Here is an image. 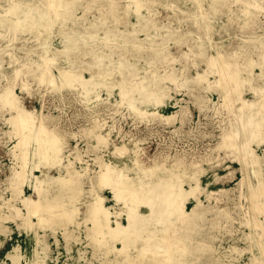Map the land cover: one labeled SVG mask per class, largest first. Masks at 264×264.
Instances as JSON below:
<instances>
[{
    "label": "rangeland",
    "instance_id": "rangeland-1",
    "mask_svg": "<svg viewBox=\"0 0 264 264\" xmlns=\"http://www.w3.org/2000/svg\"><path fill=\"white\" fill-rule=\"evenodd\" d=\"M185 1L186 0L150 1L148 5L145 8H142L139 12L140 15H145L148 13L149 8L157 11L158 15L154 16L153 20L147 19L146 21H143L142 19L138 22V16L136 15L139 7L131 2H124V4H127L128 6V13L126 12V9L120 13L122 18L126 19L125 25L131 22L136 23L134 26H131L137 28L138 31L141 32L140 37L142 39L147 38L148 36V41L142 43L144 44L143 46L147 47L144 49H137L139 52L137 51V54L129 57L130 62L135 66H133L131 72L126 78L133 79L136 74L139 75L138 77L146 76L149 74V72L146 73L147 66H150L151 64L152 66H155L152 68L157 70V75L164 74L160 81H148L152 84L150 92H154L152 96H150V101L152 102L149 103L150 107H148V109L154 111L157 107L160 111V115L167 116L174 114L175 116L171 119H165L159 115L147 119L137 117L133 115L125 105H120L116 106L119 109V112L115 113L112 111L113 113H110L112 114L111 117L107 114L106 116L102 115V118L98 117V121H90L92 119V110L94 108L97 110L105 109L106 111L116 101H120V85L124 82L119 74H115L111 77H103V79H101L102 81L99 80V84L93 85L102 89L100 92V99H104L105 101H96V98H94L95 94H92L91 96L93 98H90L89 100L84 95H81L79 87H83L90 82V78L93 77V74L91 73L95 72L94 74H100L97 71L99 69H89L90 67L88 66V63L81 64L80 62H77L74 67L72 77L77 80L78 87H67L60 91H54L51 89L49 86L51 79L54 75H58L59 67L65 66L63 63L68 59V54L53 56L54 58L52 59L54 60L52 64L50 63L51 57L40 56V58L36 54L42 53V48L46 44L51 46L55 45V47L57 46L56 48L54 47L55 49H62V45L64 44L63 37L66 36L64 31L71 29H78L81 31L86 30L88 22L74 23L73 20L66 21L68 10L65 8L72 4L81 5L82 7L84 0H52L51 3L57 7V13L53 16V20L56 21V27L59 26L61 21H63L64 24L63 28L60 30L41 35L42 40H35L31 33L23 32L22 30H19V28L7 34H3L4 36L0 37V90L8 81H18V77H22V74L25 75V78L33 79L34 75L37 76L41 72L40 68H43L42 66H44L43 61H46L47 64L49 63L50 65L48 64V67H46L47 71L44 73L46 81L44 80V83L31 81L29 88L31 89L32 94L23 91L18 82L13 83L10 89L15 95L22 97L23 105L33 112L37 120L40 121L43 118L47 119L50 126L53 125L56 127L55 129L60 139L64 140L62 142L65 147L63 153L65 159L75 161L74 158L79 156L76 165L80 168L86 167L88 176L90 173L93 176L92 178L85 177L80 183H78V185L82 187V199L85 201L79 200L75 202L76 205L81 206V209L77 215L72 218V221L73 223L81 222L83 230L81 229L82 233L78 230L77 234L82 235V238L84 239L81 243L73 241L72 244V241H69L68 243L71 244V249L68 251L61 229H57L55 233L56 235L52 236L49 235L52 233L51 229L45 231L41 230L39 227H34V230L27 229L24 226L26 223L21 222V219L19 223L12 219L14 218L16 211L14 209H19L23 214H27L28 209L31 208V206L33 207L35 200L38 199V197L40 198V195L34 192V188L29 182L33 183V178L41 176L42 173L40 170H35L33 171L34 175L31 177V164H27L26 168L24 166L25 179H23V197L16 200V206L14 209L8 208L7 206L0 208V216H7L8 218L2 222V226L8 227L11 231L7 240L4 235H0L1 239L6 240L4 247L0 248V262L10 264L11 261L7 258V254L12 253L17 248L18 253L23 256L21 264H32L36 257L35 236L38 233L44 234V232H46L48 234L46 239L48 243L51 242V248L53 249V257H57L56 260H47L46 264H86L87 261L100 264L98 258L92 255L93 248L86 245L88 239L86 235L89 232L88 229H85L84 225H89L91 227L96 226L95 222H93L92 218L87 215L88 213L86 211L88 209V202L92 200L93 188L98 189V186H93L92 183H96L97 176L103 173V169L99 173L100 164L96 159L98 155L102 154L104 159H107L112 163H116L123 167L129 165L127 166V169L131 171L128 176L131 178L143 176L142 170L138 168L140 165L144 169H158L159 175H169V173L173 172L170 181H185L189 178L188 171L196 173L197 178H194L191 175V180L198 181L200 179L199 182H201L203 187L208 188L209 191H215L214 194L202 191L199 198L203 199L204 205L214 206V208L200 207L196 210V213L191 215V219L196 221V225H193L191 228V237L186 239L187 241L183 240L184 243L181 244V250H185L188 245L191 249L197 248V251L202 258H209L208 263L204 264H224L227 263L228 258L231 255L235 256L233 246H237V250L242 251L241 255H236L239 258V262L248 263L247 259L250 253L256 252L259 253L261 263H264V130H260L261 132L259 131L257 133V131L253 129L254 127H251L250 125L248 126L247 120L243 118V116L246 117L247 111L253 105L249 106L245 104V111L243 110L244 114H242V111L239 110V108L243 106L241 98L253 101L255 99V94L247 87H244L242 91H240V89L236 90V83L234 84V82L239 78L238 73L236 72L235 67L230 65V60L232 58H229L230 60L226 58L228 55V49L234 51L235 49H238V46L242 45L244 47L246 44L252 43L244 38L248 36L251 37L252 35L254 37L264 35V16L260 15L258 17V23H256L254 27L246 26L245 28V26L239 22L241 20L237 19V16L240 14V9L238 8V3H234V0H227V2L221 6L219 12H215L211 9L210 0H200V4L203 6V9L200 10L197 9V7L195 8L196 5ZM22 2L24 1H14L13 3L16 6L13 10L16 12H23L26 10L27 4L23 5ZM62 2L64 3L62 4ZM58 6H60V8ZM206 8L207 10H205ZM201 10L202 12L207 11V15L204 14L205 17L202 16L203 13ZM0 12H3L4 14L5 10L0 8ZM81 14L82 9L77 11V15ZM94 15L96 14H90L92 18ZM195 17H198V19H195ZM152 21L155 22L154 24L156 25V28L151 27ZM8 24L9 23H6V26ZM109 25L110 24L106 22L99 26L89 25V28L95 27L101 32L103 31V28H107ZM168 31L175 33L169 35L167 33ZM165 35L171 36L172 39L166 37L167 39L163 41L159 40L162 45L153 48L151 44H153L156 39L161 38L162 36L164 37ZM197 37H201V39H198ZM178 39H181L182 41L177 43ZM199 43L202 44L201 47L207 51L208 54L216 56L218 52L222 51L224 56H226L225 60L227 63L226 65L223 63L225 66H221L222 62L220 59L222 58L215 59L216 61L218 60L216 66H221V69H219L221 70L222 76L223 74L226 76V80L215 73L209 75V80L210 82H213L214 85H216L215 82H217L218 79H222V81L224 80L221 82L223 85H227L230 88V97L232 98L231 100L234 101H231L230 103V99H227L225 105H213L210 110L205 112H201L196 106V103L192 101V95L189 94L191 88H194V90L191 91V94L194 96L201 95L205 99H208L210 103L211 101L219 102L220 88L217 87L216 90H209L208 88L201 87L200 85L202 84H183L185 77H195V75L201 70L203 71L206 69V63L203 59L197 56H191L190 59H185L186 56H182L181 50L183 51L189 46H195V51L199 50ZM162 46L167 48V51L165 50V52L171 54L173 57H178L177 59H180L182 63L179 60L172 64L164 62L167 60V56L163 54V51L160 52ZM129 50H133L132 47H130ZM121 51L122 49L120 52ZM159 52L162 53V55L158 54ZM118 57V54H114L111 60H118ZM87 58L88 56L83 57L84 60ZM34 60H38L42 66L39 68L37 64L33 65L31 72L28 74L16 73L17 69H23L25 66L24 64L33 62ZM255 71H259V68L256 67ZM169 72L175 76V81L168 78ZM244 73L247 74V72ZM230 77L233 82L230 80ZM125 84L128 85L126 81ZM217 84L220 86L218 82ZM160 89H164V91L158 93ZM148 97L149 96H144V94L138 92H135L132 95V98H136L139 103H142V105H145L143 100L149 102ZM127 99L129 100L130 98ZM202 105H205V103H202ZM180 106H186L187 108L181 109ZM177 111L179 112L176 113ZM258 112L260 113L261 111L259 110L256 113ZM11 115L12 112L7 110L0 111V202H3V199L11 197L10 178L16 170L23 168L22 160L19 156L25 147L20 144L18 145V142H20L19 133L16 134L12 132V125L10 121L7 120L8 118H11ZM258 115H262L257 117L263 122L264 114L261 112ZM236 117L240 119L242 118L240 123L243 122V119L245 120V122L241 124L243 129L242 137L244 139L248 138L246 139L247 143L250 142L248 143V147L252 150L254 149V154L256 156L260 155V157H262L260 160L258 159L257 162L251 156L241 158L243 154L236 149L232 150L233 152L228 156L227 149L223 148L225 145L223 140L225 135H227V132L230 131V133H232L233 130L236 129L235 123L238 120ZM18 122L21 123V120ZM232 124H234V126H232ZM105 125H114L113 127L117 126V129L119 127L122 128V133L119 136H115L116 134L114 133L111 137L116 141L118 140L116 142L119 146L118 149L120 151L123 149L122 151L125 150L127 153L121 154L120 151L117 153L114 144L109 146H106L105 144L99 145L97 140L88 136L85 131L86 127H93L95 132H100L103 131L102 128L106 129ZM106 130H110V128H107ZM235 131L236 133L240 132L238 130ZM226 139L230 140L229 138ZM124 141L127 143L126 146L124 145ZM235 155L236 157L234 158ZM237 157H239V160ZM135 159H137L140 164H136L134 167L132 160ZM163 169H166V171ZM59 170L65 172V169H63L58 163L56 165L48 166L45 172L46 174L48 172L49 175L51 174L57 177L59 175ZM178 171L187 172L184 174L183 172L180 173ZM231 171L232 174H230ZM215 174H218L221 179L216 180ZM245 177L247 179H245ZM184 186L188 188L186 182ZM222 188H227L229 191L227 193L216 192L220 191ZM110 191L109 187H107L102 191V194L108 197L106 204L108 206H114L117 201L115 200L112 191ZM29 195H32L33 199L26 203L24 201V196ZM141 196H144V199L142 197L141 201H146L148 199V196L146 195ZM30 201L32 204H28ZM126 202L128 203V201L124 199V195L121 196V199L119 200V204L121 205L117 206V209H119L118 207L120 206H124ZM195 204L196 202L191 195L185 202V210L191 211ZM218 207H220L221 210H216ZM141 210L143 212L149 211L145 206L141 207L140 211ZM53 214L55 215V213ZM58 214L59 212H56V216H58ZM177 214H171L170 217L173 216V218H179L180 214ZM120 216L118 215L115 219L120 222L122 220V223L127 224L126 213H123V215ZM164 216L165 217H161L169 219V217H167L168 215L164 214ZM17 219H19V217H17ZM30 220L36 222L37 217L32 216ZM257 222L258 225L260 224L259 226L257 225ZM71 225L72 224H70V226ZM147 225L140 227V230H138L137 233L147 236L150 233L152 235H150V237H157L160 235L159 237L163 236V240L162 242H159L156 238L152 239L149 237L150 239L143 240L145 243H143L142 239H140L141 241L139 240V242L136 240L135 243L137 245H140V247H144L145 245L151 247L161 245L164 248L170 246L172 250L176 249V246L174 247L173 243L179 238L181 239V236L179 234H174L172 231L165 235H162L164 231L162 233L160 232L161 230H164V228H168L169 224L158 225L152 222V225L151 223H148ZM73 227L75 228L77 225L73 224ZM116 244L121 247L120 242H117ZM212 246L216 248H212ZM78 249H80L81 252H86L83 253L82 257L84 258L81 260L77 257ZM104 250V248H101L100 251L104 252ZM110 257H113V254H111ZM151 257L152 256L150 255L147 257L150 259L145 258L143 261L149 263L148 261L152 260L153 264H155L154 257ZM149 264L152 263L150 262Z\"/></svg>",
    "mask_w": 264,
    "mask_h": 264
},
{
    "label": "bare ground",
    "instance_id": "bare-ground-1",
    "mask_svg": "<svg viewBox=\"0 0 264 264\" xmlns=\"http://www.w3.org/2000/svg\"><path fill=\"white\" fill-rule=\"evenodd\" d=\"M14 1L16 0H0V8L5 10L4 14L3 12H0V37L4 36L3 34H7L19 28V30H22L23 32L31 33V35L35 38V40H39V39L42 40L41 35H44L46 33H52L63 28V24H64L63 21L61 22L59 21L60 22L59 26L56 27V21L53 20L54 14L56 15L57 13L56 12L57 7L51 3L52 0H23L24 2H22V4L23 5L27 4V9L24 10L23 12H16L13 10L16 6L13 3ZM150 1L153 2V0H84V4L82 7L81 5H75V4L68 5L67 7H65L68 10L66 15V19H67L66 21L68 22L70 20H73L74 23L88 22L87 27L85 24L86 30L81 31L78 29H71L64 31V33H66V36L63 37L64 44L62 45L63 48L61 47L62 49H55L57 46L55 47V45L51 46L46 44L42 48L43 52L36 54L38 57L40 56L51 57L50 60L51 64L53 63L54 60L52 59L54 58L53 56L59 54H66V53L68 54L67 56L68 59L63 63L65 64V66L59 67L58 75H54L49 84L51 89H53L54 91H60L61 89L67 87L69 88L75 86L78 87L77 80H75L72 77L74 72V67L77 62H80L81 64L88 63V66L90 67L89 69L92 68L99 69L97 71L99 72L100 75L94 74L95 72L91 73L93 74V77L90 78L89 80L90 82L88 84H85V86L83 87H79L81 95H84L89 100L90 98H93L91 95L95 94L94 98H96V101L98 102L105 101L104 99H100V92L102 91V89L94 85L99 84L100 82L99 80L103 79V77L104 78L111 77L115 74H119V76L122 78L124 82L120 85L121 88L119 93L121 98L120 101H116L106 111L105 109L97 110L94 108L92 110L93 115L90 121L92 120L98 121V117L102 118V115L106 116L107 114H109V116L111 117L112 114L110 113L112 111L115 113L119 112V109L116 106H120V105L121 106L125 105L126 108H128L129 111L133 113V115L146 119L157 115L165 119H171L175 116L174 114L167 116L160 115V111L158 110L157 107L155 108L154 111L148 109V107H150L149 103L152 102L150 101L151 100L150 96H152V94L154 93V92H150L151 91L150 88L152 84L148 81L150 80L160 81V79L164 75V74L157 75L158 73L157 70L155 68H152L155 66H152V64L150 66H147L148 68L146 69L147 70L146 73L149 72V74H147L144 77H138L139 75L136 74L135 78L133 79L126 78L128 74L131 72L133 66H135L130 62L129 57L137 54L139 52L138 51L139 49H144L147 47V46H143L144 44L142 43L148 41V36L147 38L142 39L140 37L141 32H139L137 28L131 26V25L134 26L136 23L131 22L125 25L126 19L122 18L120 13L125 9L126 12L128 13L127 11L128 6L127 4H124V2H131V3H135L136 6L139 7L136 15L138 16L137 18L138 22H140L142 19L143 21H146L147 19L153 20V17L158 15L157 11H154L149 8L148 13L145 15L144 14L140 15L139 12L142 8H145ZM185 2L196 5L195 8L197 7V9L199 10L203 9V6L200 4V0H186ZM210 2H211V9L214 10L215 12L217 11L219 12L221 6L224 5L225 2H227V0H210ZM63 3L64 2H62V4ZM234 3H238L239 6L238 8L240 9V14L237 16V19L241 20L239 22H241V24L245 26V28L246 26L254 27L255 24L258 23V17L260 15L264 16V0H234ZM58 7L60 8V6ZM80 9H82V14L77 15V11H79ZM205 10H207V8ZM91 13H95L96 15H94L92 18L90 16ZM202 13H203L202 16H204V14L207 15V11L206 12L203 11ZM195 19H198V17H195ZM106 22L110 25L107 28H103V31L101 32H99L100 30H97L95 27L89 28V25L99 26L101 24H105ZM6 23L9 24L6 26ZM154 23L155 22L153 21L151 22L152 28H156V25ZM129 25L131 26V28ZM167 33L171 35V33H175V32L168 31ZM166 37L168 38L170 37L172 39V37L168 35H165L164 37L162 36L161 38L156 39L157 41L156 40L155 42L152 41L153 42V44H151L152 47L157 48L161 46L162 44L159 42V40L163 41L167 39ZM197 38L201 39V37H197ZM244 39L252 43L246 44V46L244 47L242 45L238 46V49H235L234 51L228 49L227 57L224 56V53L222 51L218 52L216 56L208 54L207 51H205L201 47L202 44L200 43L198 44V47H200V49L197 51H195V46H189L187 49L183 51L181 50L182 56L183 57L186 56L185 59L187 58L190 59L191 56H197L203 59V61L206 63L205 70L203 71L201 70L199 73H197V75H195V77L194 76L185 77L183 80V84L185 83L188 85L189 83H191L192 85L202 84L200 85L201 87L208 88L209 90L212 89L216 90L217 87L220 88L221 91H219L220 92L219 102L211 101V103L208 99H205L201 95L194 96L193 94H191V91L194 90L193 87L191 88L189 94L192 95V101L196 103V106L201 112L210 110V108L213 105L223 106L226 104L227 99H230V103H231L232 98L230 97L231 95L230 88L227 85L225 86L222 84L224 80L222 81V79L221 80L218 79L217 82L220 84V86L217 84V82H215L216 85H214L213 82H210L209 75L215 73L220 75V77H222L223 79H225L226 76L224 74L222 76L220 67L224 65L223 63H225L226 65L227 61L225 60V57L228 58V60H230L229 58H232L230 60V65L235 67L239 77L238 80L234 82V84L236 83V90L240 89V91H242L244 87H247L255 94V99L253 101H250V99L246 100L241 98L243 106H241L239 110L242 111V114H244L243 112L244 105L245 104L249 106L253 105L247 111L246 117L243 116V118L247 120L248 126L249 125L251 127L253 126L254 127L253 129L258 133L260 130L261 131L264 130V121L262 122V120L258 119L257 117V116H262V115H258L261 112L264 114V35H259L256 37L252 35L251 37L248 36ZM180 41L182 40L178 39L177 43H180ZM130 47H132L133 50L130 51L129 50ZM121 49L122 51L120 52ZM166 49L167 48L164 46H162V48L160 49V52L163 51V54L167 56V60L164 62H166L167 64H172L175 63L177 60H179L182 63L180 59H177L178 57L176 56L173 57L171 56V54L165 52ZM160 52L158 54L162 55V53ZM114 54H118L119 56L118 60H111ZM84 56H88V58L84 60L83 59ZM216 58L217 59L222 58L220 59L222 62V63L220 62L221 63L220 67L219 65L216 66V62L218 63V60L217 61L215 60ZM43 62H44V66H42L38 62V60H34L33 62L24 64L25 66L23 69L20 68L16 70V73L28 74L31 72L33 65L37 64L39 68L40 66H42L43 68H40L41 72L37 76L34 75L33 79L25 78V75L22 74L23 75L22 77H18L19 78L18 81H8L5 84V86L0 90V111L7 110L9 112H12L11 118L10 119L8 118L7 120L10 121L12 125L13 128L12 132L16 134L19 133L20 135L19 138L20 142H18V145L20 144L25 147V149L22 151L21 155L19 156L22 160L23 168L20 170H16L13 176L10 178L11 197H9L8 199H3V202H0V208L7 206L8 208L14 209L16 206V200H18L19 198L21 199L23 197L24 194L23 179H25L24 178L25 168L27 164H31V170H30L31 177L32 175H34L33 171L35 170L37 171L40 170L42 173L41 176H37L33 178L34 179L33 183L29 182L31 183V186L34 188V192L40 195V198L38 197V199L35 200L33 207L30 205L31 208L28 209L27 214L25 213L23 214L22 211L19 209H14L16 211L14 214V218L12 219L16 220L17 223H19L21 219V222L26 223L24 224V226L27 229L34 230V227L35 228L39 227L41 230L44 231L47 229H51L52 233L49 235L52 236L56 235L55 233L57 229H61L62 230L61 232H63L62 235L66 242V247L68 251H70L71 244L68 243L69 241H72V244L73 241L77 243H81V241L84 239L82 238V235L77 234L78 230H80V232L81 229L83 230V226L81 225V222L73 223L72 221V218H74L81 209V206L76 205L75 202L79 200L85 201L84 199H82V195H83L81 193L82 187L78 185V183H80L85 177L92 178L93 176L91 173L88 176L86 167L80 168L79 166L76 165L79 156H76V158H74L75 161L65 159V157L63 156L65 147H64V143L62 142L64 140L60 139L58 133L56 132L55 129L56 127H54L53 125L50 126L48 124L47 119L43 118L40 121L37 120L33 112H31L29 108L23 105L22 97H20L19 95H15L10 89L13 83L18 82L23 91H26L28 94H32V91L29 88L31 81H35V82L38 81V83H44L46 77L44 73L47 71L46 67H48L49 63L47 64L46 61ZM0 65H1V61H0ZM256 67L259 68V71H255ZM244 72H247V74H245ZM171 73L169 72L168 78H171L173 81H175L176 78ZM231 79L232 78L230 77V80ZM125 81L128 83V85L125 84ZM163 91L164 89H160L158 93H162ZM135 92L144 94V96L146 95L149 96L148 97L149 102L143 100V102H145V105L139 103L136 98H132V95ZM127 98L130 99L128 100ZM202 103H205V105H202ZM180 108L186 109L187 107L180 106ZM259 110L261 112L256 113ZM101 111L103 114L101 113ZM178 112L179 111H177L176 113ZM237 119L238 120L235 123L236 126L235 130H238L240 132L236 133L235 130H233V132L231 131L232 133H230V131L227 132V135H225V138L223 140V142H225L223 148L227 149L228 156L230 153L233 152L232 150L236 149L238 152L243 154L241 158L243 157L245 158L246 156H251L257 162V160L258 159L260 160L262 157H260V155L256 156L254 154L255 152L254 149L252 150L248 147V143H250V142L247 143L246 139L248 138L245 137L246 139H244L242 137L243 129L241 124H243L245 120L243 119V122L240 123V120L242 118L241 119L237 118ZM20 120L21 123L18 122ZM113 126L114 125L106 126V129L110 128V130H106L102 128L104 132L103 131L95 132L93 127L92 128L86 127L85 131L88 134V136L95 138L99 145L105 144L106 146H109L114 144V146L116 147V151L118 153V151H120L118 149L119 146L116 143L118 140L116 141L111 136L114 133L116 134L115 136H119L122 133L121 132L122 128L119 127L117 129V126L115 127ZM232 126H234V124H232ZM226 138H229L230 140H227ZM124 145L125 146L127 145L125 141H124ZM122 150L120 151L121 154L127 153L125 152V150L124 151ZM235 157L236 155L234 156V158ZM96 159L100 164L99 173L102 169H103V173L97 176L96 183L94 182L92 183L93 186L95 185L98 186V189L93 188L92 200L88 202L87 204L88 209L86 211L88 213L87 215L92 218L96 226H92V227L89 225H84V226L85 229L86 230L88 229L89 232L86 235L88 238L86 245L93 248L92 255L98 258V262L100 264H149L150 262L153 264L152 260L150 261L147 260L149 263L143 261V259L147 258L150 255L152 256L151 258L154 257L155 264L208 263L209 258L207 259L204 257L202 258L201 255H199L197 248L191 249V247H188L187 245L185 250H181L182 249L181 244L184 243L183 240L185 241L186 239L191 237L190 234L192 230L191 228L193 225H196L195 224L196 221L191 219V215L193 213H196V210L199 209L200 207L212 208V209L214 208V206L204 205L203 199L199 198V195L202 191L209 192V194H214L215 191H209L208 188L203 187L201 185V182H199L200 179L198 181L191 180L192 178L191 175L194 178H197L196 173H191L188 171L189 178H187L185 181L184 180L170 181V178L173 173L170 170H168L171 172L169 173V175H164V174L159 175L158 169H152V168L144 169L140 165V167L138 168L142 170L143 176H137L136 178H131L130 176H128V174L131 171L127 169L128 168L127 166L129 165H125L126 167H123L117 165L116 163H112L111 161L104 159V156L102 154L98 155ZM237 159L239 160V157H237ZM132 162L134 167L136 164H140V162L137 159L132 160ZM58 163L60 164L61 167H63V169H65L64 170L65 172L59 170V175L57 177L51 174L49 175L48 172L46 174L45 170L47 169L48 166L56 165ZM163 170L166 171V169ZM178 172L182 173L183 171H178ZM186 172L187 171H184L183 173L185 174ZM230 174H232V171ZM215 176H216V180L221 179L219 178L218 174H215ZM245 179L247 178L245 177ZM185 182L187 183L188 188L184 186ZM107 187H109V189L114 194L115 200L117 201L118 205L117 203L114 206H108L106 204L108 197L103 195L102 191L105 190ZM225 189L227 188L224 189L222 188L220 191H216V192L227 193L229 189L227 190ZM123 195H124V199H126L128 203L126 202L124 206H120L118 207L119 209H117V206L121 205L119 204V200ZM141 195L148 196V199L146 201H141L142 197L144 199V196ZM191 195L193 196L196 204L194 205V207L192 206L193 208L191 211H188L185 210V202L186 200L189 199ZM24 198H25L24 201L26 203L29 200L33 199L32 195L24 196ZM254 198L256 199L255 196ZM30 203L32 204L31 201L28 204ZM143 205L149 211L147 212H143L142 210L140 211L141 207H144ZM216 210H221V208L218 207L216 208ZM56 212H59L58 216H56ZM53 213H55V215ZM123 213H126L127 224L122 223V220L120 222L117 219H115V217L117 218L118 215L120 216V214L122 216ZM174 213L180 214L179 218H175V217L173 218V216L170 217V215ZM164 214L168 215L167 217H169V219L167 217H166L167 219H164L163 218L165 217ZM32 216L37 217L36 222L30 220ZM17 217H19V219H17ZM5 219H8L7 216H2V215L0 216V235H4L7 240L11 231L8 227L2 226V222ZM152 222L158 225L160 224L163 225L166 223L167 225L169 224L168 228L165 225L166 229L164 228V230L160 231L161 233L164 231L163 232L164 234L162 233V235L171 233L170 231H172L174 234H179L181 236V239L179 238L177 241H175V243H173L174 247L176 246L175 250H172L170 246H167L166 248L162 247L161 245L158 246L153 245L154 247L145 245L144 247H140V245H137L135 243L136 240L137 242H139L140 239H142V241L148 240V238L151 235L150 233L147 236V235L138 234L137 231L140 230L139 229L140 227L145 226L148 223H151L152 225ZM70 224L72 225L70 226ZM73 224H76L77 227L74 228ZM47 236L48 234L46 232H44V234H39V233L36 234L35 236L36 257L32 264H46L47 260L49 259L52 260L57 259V257L55 256L53 257V253H52L53 249L51 248L52 247L51 242L48 243L46 239ZM159 236L150 237V238L152 239L156 238L157 241L162 242L163 236L162 237ZM6 240L1 239L0 237V248L4 247ZM117 242L121 243V247L117 246L116 244ZM143 243L145 242L143 241ZM94 246L96 247V249ZM101 248L105 249L104 252L100 251ZM212 248H216V247L212 246ZM233 250L235 256L231 255L228 258L227 263L224 264H264L261 263L259 259V253L256 252L250 253L247 259L248 263L239 262V258L236 255H241L242 251H238L237 246H233ZM83 253L86 252H81L80 249L77 250V257L79 260L84 258L82 257ZM109 254L110 255L113 254V257H110ZM7 258L11 261L10 264H21V260H23V256L18 253L17 248L12 253H8ZM0 264H4V262H0ZM86 264H95V263L92 261L91 262L87 261Z\"/></svg>",
    "mask_w": 264,
    "mask_h": 264
}]
</instances>
